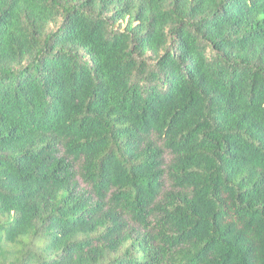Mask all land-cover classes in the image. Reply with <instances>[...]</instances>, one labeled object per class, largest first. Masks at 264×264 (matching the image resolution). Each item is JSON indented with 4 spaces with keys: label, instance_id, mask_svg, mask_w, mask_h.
<instances>
[{
    "label": "trees",
    "instance_id": "16d2710c",
    "mask_svg": "<svg viewBox=\"0 0 264 264\" xmlns=\"http://www.w3.org/2000/svg\"><path fill=\"white\" fill-rule=\"evenodd\" d=\"M0 264H264V0H0Z\"/></svg>",
    "mask_w": 264,
    "mask_h": 264
},
{
    "label": "rangeland",
    "instance_id": "374dc122",
    "mask_svg": "<svg viewBox=\"0 0 264 264\" xmlns=\"http://www.w3.org/2000/svg\"><path fill=\"white\" fill-rule=\"evenodd\" d=\"M171 157L169 155L166 156V164L170 163Z\"/></svg>",
    "mask_w": 264,
    "mask_h": 264
}]
</instances>
